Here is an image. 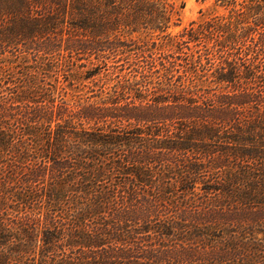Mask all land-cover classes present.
Returning a JSON list of instances; mask_svg holds the SVG:
<instances>
[{
	"label": "trees",
	"instance_id": "16d2710c",
	"mask_svg": "<svg viewBox=\"0 0 264 264\" xmlns=\"http://www.w3.org/2000/svg\"><path fill=\"white\" fill-rule=\"evenodd\" d=\"M217 1L178 85L111 94L167 0H0V264H264V0Z\"/></svg>",
	"mask_w": 264,
	"mask_h": 264
},
{
	"label": "rangeland",
	"instance_id": "374dc122",
	"mask_svg": "<svg viewBox=\"0 0 264 264\" xmlns=\"http://www.w3.org/2000/svg\"><path fill=\"white\" fill-rule=\"evenodd\" d=\"M169 4L172 5L173 13L170 16L169 20V26L167 29H165L164 32L155 30L152 31V34L154 36H147L146 39L148 40V45L145 46V52L142 53V55L139 54V57H137L134 53L130 54L129 56H125L124 54L119 55H110L107 58V61L110 64H113V66L109 67V71L113 73L108 75L107 77V83H106V89L111 94H116V92H119L124 82L128 83L129 85L136 84H143L141 88H146L147 86L151 90L152 87H154L155 90L163 91L168 90L165 86V83L169 81V78H172V81L175 83V85L179 84L180 77L179 75H184V69L185 67V60L183 59L184 56H188V58H191L193 55L195 58H197L198 55H203L202 45H195V42L185 43L186 37L181 38L178 36V34L185 31V28H190L192 25H194V22H201L203 20H217L220 17H223L227 15L228 11L225 8V6H221L220 2L217 0H167ZM222 3V2H221ZM195 26V25H194ZM136 33H131L132 36H135ZM164 34H168V39H172L176 42H181L182 46V53H180V58L177 57V53L173 52V50H168L166 47L157 46L163 43L160 39H156L158 36H163ZM156 39V45H153L152 41H155ZM178 42V43H179ZM124 50V49H122ZM121 50H119L120 52ZM174 56H170V55ZM235 52H232L230 55H234ZM11 55H8V58H10ZM161 62H165V64H168V61H174L175 62V71L170 70L165 72L163 69H165L161 64ZM155 61L154 65L156 70L155 72H151V75H146L150 73L148 62ZM82 62H86L84 59ZM202 62H205L204 58L202 59ZM138 64L140 68H138ZM138 68V69H137ZM183 69V70H182ZM137 70V72H136ZM152 71V70H151ZM190 73H187L186 75H189ZM203 73L201 71L197 72V76L199 77ZM173 75V77H171ZM126 78H129L128 81H125ZM82 79V78H81ZM146 81H151V84L148 83L147 86H145ZM158 81V83H156ZM79 84V89L73 91L70 89V86L67 89L66 98L71 99L74 97V94H78V96H81L82 98L86 99V96H88L90 93H88L87 86L92 85L95 91L99 92L100 88L94 86V83L91 81V79H82L81 83L79 80L77 81ZM244 82V80H242ZM229 91H232L233 88H229ZM18 104V103H14ZM192 160H194L192 158ZM198 160V159H197ZM202 186V183H199L196 185V191L202 193L203 190L200 189ZM206 186V185H205ZM199 206V203L196 204ZM195 208H199L196 207ZM194 210V208L192 209ZM189 216V214H188Z\"/></svg>",
	"mask_w": 264,
	"mask_h": 264
}]
</instances>
